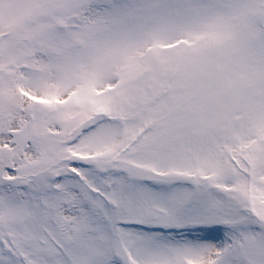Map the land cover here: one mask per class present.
<instances>
[{"label": "snow or ice", "instance_id": "6c2138e0", "mask_svg": "<svg viewBox=\"0 0 264 264\" xmlns=\"http://www.w3.org/2000/svg\"><path fill=\"white\" fill-rule=\"evenodd\" d=\"M0 264H264V0H0Z\"/></svg>", "mask_w": 264, "mask_h": 264}]
</instances>
